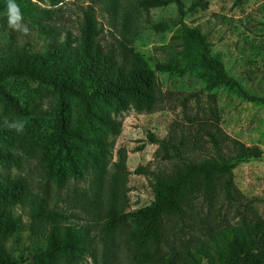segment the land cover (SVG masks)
Segmentation results:
<instances>
[{"label":"rangeland","instance_id":"374dc122","mask_svg":"<svg viewBox=\"0 0 264 264\" xmlns=\"http://www.w3.org/2000/svg\"><path fill=\"white\" fill-rule=\"evenodd\" d=\"M39 17L24 16L27 31L10 27L6 13L0 14V56L26 47L37 52L57 45L67 35L78 39L89 5L97 19L100 40L106 50L118 56L125 42L144 55L156 71L160 101L150 111L131 108L118 116L121 133L115 138L112 157L104 180L94 183V173L70 175L58 182L47 175L41 164L38 138L45 140L57 118L58 101L45 84L16 75L7 81L13 99L6 101L16 125V141L9 172L25 181L26 200L13 211L20 227L3 236L12 255V264H35L32 254L46 245L44 227L33 217L34 201L46 198L48 209L62 214L58 222L90 228L87 252L72 264H149L137 246L131 223L105 228V211L113 191L120 196L119 208L134 211L154 200L153 183L157 177L175 175L182 164L149 134L167 139L193 161L209 157L211 148L201 120L214 98L221 116V137L225 158L236 163L235 184L243 198L228 199L221 188L218 195L201 194L182 215L171 220L170 245H192L207 231H217L235 223L246 203L264 218V104L249 101L233 81L251 94L264 97V0H202L205 6L191 9L194 1L183 0L186 13L181 16L175 3L148 6L144 0H27ZM40 13V11H42ZM183 23L198 27L207 36V56L226 79L214 80L215 71L202 63L204 48L186 40ZM191 56L185 59L184 49ZM168 63L172 71L157 69ZM75 105V104H74ZM80 105L76 106V111ZM195 136L202 148H194ZM39 141V140H38ZM142 167L144 172H137ZM52 223L45 220V225ZM170 245L163 250L171 251Z\"/></svg>","mask_w":264,"mask_h":264},{"label":"trees","instance_id":"16d2710c","mask_svg":"<svg viewBox=\"0 0 264 264\" xmlns=\"http://www.w3.org/2000/svg\"><path fill=\"white\" fill-rule=\"evenodd\" d=\"M96 2L97 0H89ZM116 5L118 0H109ZM246 0H234L242 4ZM8 0H0V14L6 13ZM24 16L38 18L30 1L16 0ZM148 6L175 3L183 16V0H144ZM202 0L194 1L191 9L205 6ZM85 12L81 35L78 39L67 37L48 45L37 52L22 47L0 56V164L8 168L12 148L16 141V125L5 102L13 99L7 88V81L22 75L49 87L58 101L57 118L53 130L45 140L38 138L42 151L41 164L52 179L61 182L70 175L83 176L94 173V183L103 181L112 157L115 138L121 133L122 122L118 116L134 108L138 111H152L160 101L156 71L148 60L134 47L120 42L123 53L119 56L106 50L99 36L97 19L89 5ZM43 12L40 11V13ZM182 33L186 40L202 45V65L206 70L215 71L214 80L226 82L208 58L207 36L198 27L183 23ZM183 56L188 59L191 49L188 45ZM157 69L172 71L168 63H157ZM238 89L249 101L264 104V97L249 93L236 81ZM209 102L206 114L201 120L206 134V143L211 148L209 157L199 161L187 158L178 147L167 139L157 138L150 133L151 142L159 143L182 164L175 175L157 177L153 183L154 200L134 211L119 208L120 196L113 191L108 198L105 211V228L113 230L121 223H131L135 230L138 249L149 264H264V218L246 203L245 210L238 215L235 223L217 231H207L191 246L177 248L170 245L172 217L182 215L195 198L203 195H218L225 191L228 199L241 201L243 195L236 187L234 168L236 163L226 160L221 137V116L216 99ZM75 104V105H74ZM80 110L76 111V106ZM39 140V141H38ZM194 148H202L195 136ZM137 172H144L142 167ZM25 181L0 169V264H12V255L6 247L3 236L15 232L21 224L13 211L16 203L26 200ZM33 217L38 218L46 234L45 247L32 254L35 264H72L88 250L90 228L63 225L57 211L48 209L47 199L34 201ZM52 223L47 226L45 220ZM170 245L171 251L163 250Z\"/></svg>","mask_w":264,"mask_h":264},{"label":"clouds","instance_id":"9594fccd","mask_svg":"<svg viewBox=\"0 0 264 264\" xmlns=\"http://www.w3.org/2000/svg\"><path fill=\"white\" fill-rule=\"evenodd\" d=\"M6 15L10 27L27 31V26L24 23V15L16 0H8Z\"/></svg>","mask_w":264,"mask_h":264}]
</instances>
